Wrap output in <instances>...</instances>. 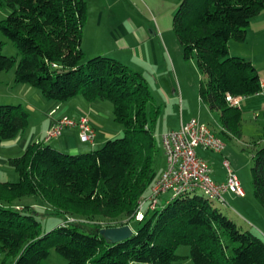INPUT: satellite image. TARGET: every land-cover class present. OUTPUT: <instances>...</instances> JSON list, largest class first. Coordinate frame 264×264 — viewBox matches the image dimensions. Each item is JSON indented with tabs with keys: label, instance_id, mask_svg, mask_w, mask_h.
I'll return each instance as SVG.
<instances>
[{
	"label": "trees",
	"instance_id": "16d2710c",
	"mask_svg": "<svg viewBox=\"0 0 264 264\" xmlns=\"http://www.w3.org/2000/svg\"><path fill=\"white\" fill-rule=\"evenodd\" d=\"M0 7L8 10L0 30L18 53L4 55L0 42V73L14 67V83L37 89L48 101L81 95L87 102H107L122 129L86 153L61 152L41 139L7 159L18 180L0 181V264H41L51 249L66 264H264V240L197 191L169 197L135 219L162 171L156 159L163 151L154 138L160 107L141 73L107 56L85 59V0H0ZM263 12L264 0H180L172 17L184 59H196L199 98L219 115V133L228 139L240 137L241 110L229 107L226 97L246 98L263 89L253 64L232 56L228 42L243 43L250 21ZM28 119L21 105L0 106V145L16 139ZM250 176L253 198L264 210V147L251 151ZM29 196L61 216L83 220L65 219L43 233L33 206L13 204ZM131 222L132 236L119 243L99 234ZM179 245L189 247L187 257L175 253Z\"/></svg>",
	"mask_w": 264,
	"mask_h": 264
},
{
	"label": "rangeland",
	"instance_id": "374dc122",
	"mask_svg": "<svg viewBox=\"0 0 264 264\" xmlns=\"http://www.w3.org/2000/svg\"><path fill=\"white\" fill-rule=\"evenodd\" d=\"M132 1L135 3L134 5L132 4ZM85 0L87 3V19L86 22L83 26V41L86 43L89 41L90 42V34L92 31L93 26L98 29V33L100 34V40L103 42V48H109L108 45L105 44V38L109 36L113 37H120L121 34V28L123 27V24L126 27V24H129L128 18H132L133 22L135 21V16H137L136 11L140 12L141 15L143 12L147 14V17L149 19V22L152 25H154L155 20H157V24L160 27L162 31V38L165 41V45L162 44V49L164 50V60L161 58L160 55H158V65L159 67L153 71L154 69L151 70H146L145 73H141L142 76L147 80L149 90L152 94V97L154 96V102L155 104L160 108L164 107V105H160L161 98L159 97L160 94H158L157 88H160V85L162 84L165 86L166 92H171V90L168 89L167 86H169L171 83H173L176 86V98L178 99L179 94H180V86L183 87L182 93L184 97L188 98L191 95H194L192 98V103L197 98L198 94V70L196 67V59L195 57L190 58L189 60L184 59L183 55V50L172 30V17L175 11L178 8L179 1L180 0ZM103 12V17L101 20L96 22V17L97 15ZM264 13V12H263ZM8 14V10L5 7H0V23L2 20L6 18ZM155 18V20H154ZM154 21V22H153ZM99 23V26H98ZM0 42L2 43V52L6 56H17V49L15 48L14 44L8 40L5 36H3L1 30H0ZM252 44V43H251ZM249 44V49L251 50L252 45ZM243 44H239L234 41H229L228 42V51L231 53L232 56H238V54H242L244 50L247 48H244ZM101 49L102 54H106V52H112L108 53L107 57L113 58L122 64L126 65L129 67L131 70L138 72L134 70L131 65L133 63H128V62H123L118 59L117 56H119V51H115V48H113V51ZM84 52V57L85 59L92 58V55L89 51H87L85 47ZM138 52V51H137ZM139 53V52H138ZM246 53H249L247 50ZM100 54V53H99ZM113 54V55H110ZM252 54H256V51H253ZM101 55V54H100ZM98 56V55H95ZM103 56V55H101ZM106 56V55H105ZM94 57V56H93ZM242 58V56H241ZM135 65V64H134ZM14 67L10 71L3 72V75H5V79H2V83H0V94L2 97L5 96L6 98L8 97L7 92L9 89V92L11 95L14 93H17L18 88L15 89L14 85H8L7 80L10 76L14 75ZM140 73V72H139ZM194 89L195 93H190L188 91ZM34 91L39 95V97L45 101V102H52L48 101L45 98H43L42 94L34 88ZM160 92V91H159ZM28 100L30 104L34 108H42L43 105L42 103L37 99L32 96L28 97ZM245 101H250V99H247ZM6 104H11L13 106L15 105H21L23 108V103H21L19 100L14 99L10 101H2L0 103V106L6 105ZM109 105V104H107ZM243 105L239 104V108ZM110 106V105H109ZM261 106V105H260ZM112 107V106H111ZM253 104H249L247 102V107L244 109H241V120L239 123L238 130L240 132V137H230L229 139L222 136L219 133V130L216 129L215 123L211 120V118L208 117V114L203 111L202 115V121L207 123L208 126L211 128V130L215 131L216 135L220 137L222 140L225 148L223 150L222 155L213 154L210 152H202L201 149H198L200 153L197 151L198 155L201 156V154H209L210 157L213 160L208 161L209 166L211 169V178H213V171H215L217 168L220 169L223 172V167L221 165L222 160L224 157L228 159V161L231 164L232 169L236 173L237 177L239 178L241 188L242 190H247L249 193L252 195V188H251V176H250V166H251V151L253 148H261L264 147V117L262 116L263 109H253ZM25 109V108H24ZM196 110V107H195ZM51 110L46 112L44 115L47 114V116L51 115ZM55 112L56 109L54 110ZM112 112V108H111ZM160 116L158 117V120L155 124L154 127V138H155V144L157 148H159L162 151L161 147V135L158 133V127H166L171 125V117L173 116L171 112V116L169 117L167 114L168 112H165L164 109H160ZM32 115L34 114L33 112L31 113ZM29 114V116L31 115ZM197 114L194 115H187L188 120L191 119V117L196 116ZM217 120H218V115L213 114ZM31 119V116H30ZM29 119V120H30ZM112 119V118H111ZM36 125H40L43 122V118H41V115H36L34 119H31ZM31 121V124H32ZM160 131V130H159ZM106 142V141H105ZM96 144L91 150L99 149L103 146V144ZM87 144V143H85ZM90 151L89 148H87L85 151L82 153H86ZM164 156L163 153L161 152V156L156 159V168L158 172L161 170L163 171L164 169ZM218 162L219 167H217L216 162ZM237 166V168L235 167ZM161 171V172H162ZM1 179V177H0ZM18 180V175L16 179L10 182H16ZM1 181V180H0ZM5 181V180H4ZM8 181V180H6ZM243 190V191H244ZM149 192L147 193L146 197H148ZM167 197H170V194H167ZM212 203L215 206H218L222 209L223 213H225L230 219H232L238 226H241L243 229L247 230H252L259 234L261 237L262 234L256 230L255 225H258L261 223V226L264 230V217H262V214L260 213L259 216V221L257 220L256 215H254V212L252 211H243L242 209L240 210L241 216L244 218H241L236 215L234 212V209H230L227 207L226 209L224 208L223 205H221L217 200H211ZM255 201V199H254ZM16 207L20 208L22 205H31L35 208V211L37 215H35L36 219L39 220L41 223V228L42 232H48L51 229L59 226L62 224L65 219H75V220H83L81 218H75V217H67V216H61L57 212L51 211L48 206L42 202V200L38 197L35 196H29L21 199V201H18L17 203H13ZM56 213L55 215L52 214ZM263 212V211H262ZM244 213V214H243ZM254 216V217H253ZM115 221V220H113ZM248 221L253 225V227H250ZM130 228L135 229L136 228V223L131 222L128 225ZM259 228H261L259 226ZM261 232V231H260ZM189 247L185 245H179L175 249V253L178 256L182 257H187L189 255ZM49 256L46 260L42 261L41 264H66L64 258L56 253L54 249H51L49 252ZM187 261V262H186ZM5 264H11V262L7 261ZM133 264H145V263H133ZM182 264H193L190 259H185Z\"/></svg>",
	"mask_w": 264,
	"mask_h": 264
},
{
	"label": "crops",
	"instance_id": "0c3cea01",
	"mask_svg": "<svg viewBox=\"0 0 264 264\" xmlns=\"http://www.w3.org/2000/svg\"><path fill=\"white\" fill-rule=\"evenodd\" d=\"M134 4L135 3L132 1L131 5ZM136 13L137 16H135L134 22L132 18H128L127 20L130 21L129 24L127 23L126 27L123 24V27L120 29L121 30L120 37L117 38V37L109 36L105 38V44L108 45L109 48L107 49L103 48V42L100 40L101 39L100 34L98 33L99 31L94 25L90 34V42L88 41L86 43V41L84 42L82 40V49L85 51V47H86L87 51H89L93 57L95 55H100V54L103 56L105 55L107 56L108 53H112V52H106V54L105 53L102 54L101 52L102 48L109 51H113V48H115V51H119V56H117L118 59L123 62L125 61L128 63H133L131 67L134 70L140 73H145L147 69L148 70L154 69L153 71H155L159 67L158 55H160L163 61H165L163 55L165 53L164 50L162 49V44L165 45V41L162 38V31L158 26L157 20H155V18H154L155 23L154 25H152V21L150 24L147 14L145 12H143L142 15L138 11H136ZM103 15H104L103 12H100L96 17V22L100 20V24H101ZM239 44L241 45L243 44V46H245L244 48L247 49L244 50L242 54H238V55L240 57L242 56V58L253 64V66L255 67L258 73L260 83L263 88L261 93L248 96L242 99L240 104L243 103V105L240 108L241 109L246 108L247 102H249V104L251 105L253 104L254 106L253 109L261 108L262 110L264 108V13H261L260 15L253 18L250 21V24L246 32V40L243 43H239ZM249 44L252 45L251 50L248 47ZM247 50L249 51V53H246ZM253 51H256V54H252ZM5 78H6L5 75H3V73H0V80ZM199 80H200V75L198 73V83ZM2 81H0V83H2ZM7 83L8 85L13 84L15 89L18 88V91L17 93L11 95L8 89L7 98H6V94L4 97H2V95L0 94V103L2 101L13 100V98L17 99L21 103H23L25 110L28 111L29 114H31L32 112L34 113L33 115L32 114L30 115L31 119H34L36 115H41V118H43V122L40 125L39 124L36 125L30 119L29 116L30 120L28 119V124L26 128L18 135V137L12 141H7L0 145V177H1L0 180L1 181L4 180L13 181L14 179H16L17 173L15 172L14 169H12L8 165L7 159L20 156L21 154H23V152L31 143L43 139L47 129L51 124L52 119L54 118L67 116L68 118L74 121H78L80 118L86 117L89 121L90 126L95 131L94 142L91 145V144L82 143L80 141L79 130L77 128L63 129L61 135L53 139L49 144L53 148L65 153L79 154L85 151L87 148L91 150L96 144L99 145L109 139L119 137L122 134L121 127L113 121V116L111 112L112 105L107 102H87L84 99V97H82L81 95H77L65 102H53V101L45 102L39 97L36 91H34V88L28 85L15 84L14 75L8 78ZM178 85L180 88V94L178 99L176 98V86L173 83L167 86L168 89L171 90V92L169 93L166 92L165 86H163L162 84L160 85V88H157L158 94H160L159 97L161 98L160 105H164V107L160 109L165 108V112H168L167 115L169 117L171 116V112L173 114V116L171 117V125L166 127L162 126L161 128L158 127V133L162 135L167 131L179 129L182 124H185L189 121L187 115L197 114L196 116L191 117V119L196 118L201 123L208 125L207 123L202 121L203 111L208 114V117L211 118V120L216 124L215 125L216 129L220 131L221 124L219 120V115L217 114L218 120L215 117H213L214 113L210 112L208 108L201 102L199 98V94H197L196 100L194 101V103H192V98L194 95H191L188 98L184 97L182 93L183 87L180 86L179 83ZM198 90H199V85H198ZM188 92L192 94L195 93L193 88ZM29 96L37 98L42 103L43 107L34 108L28 100ZM247 99H250V101H245ZM107 104H109L110 106ZM55 109L57 112L54 111ZM49 110H51L50 111L51 115L49 116H47V114L44 115ZM201 151L204 152L203 150ZM198 152L200 153V151ZM201 157H203L207 161L210 160L214 161V159H212L209 154L203 153L201 154ZM216 164H217L216 166L219 167L218 162H216ZM164 166H165V161H164ZM235 167L237 168V166ZM213 174L214 175L212 180H214L215 182L222 183L225 181L224 169L222 172L220 169L217 168L215 171H213ZM243 192H244V197H236L233 194L226 193L224 195L226 201V205L224 206V208L226 209L227 207H229L230 209L231 208L234 209L236 215L241 218H243L242 217L243 215L241 216V214L239 213L241 209L245 211V213L246 211H252L254 212V215H256L257 220L259 221L258 215H260L261 213L262 217H264V210L256 201H254V199H252L251 193H249L247 190H244ZM168 198L169 197H167V195L162 196L161 205H163L165 200H167ZM246 222L248 223V225H250V227H253L251 223H249L248 221ZM259 226L261 228H259ZM253 228H255L256 230L260 229L258 230V232L261 233L263 237H261L259 234H257L252 230L250 231L260 236L264 240V230L261 226V223L255 225V227Z\"/></svg>",
	"mask_w": 264,
	"mask_h": 264
},
{
	"label": "built area",
	"instance_id": "2783aa9c",
	"mask_svg": "<svg viewBox=\"0 0 264 264\" xmlns=\"http://www.w3.org/2000/svg\"><path fill=\"white\" fill-rule=\"evenodd\" d=\"M244 97H226L229 107H238ZM65 128H77L82 143L93 144L95 131L86 117L74 121L67 116L54 118L43 138L50 142L59 137ZM161 147L165 159L164 170L155 178L149 188V196L143 199L135 216L137 221L143 219L145 209L154 211L159 208L162 196L169 193L171 199L188 192H199L210 200H217L225 206V194L244 197L239 178L227 158H223L222 167L225 171V181L215 182L211 178V169L206 159L199 156L198 149L213 154L222 155L225 148L222 140L198 119L192 118L182 124L179 129L167 131L161 135ZM67 222H77L68 219Z\"/></svg>",
	"mask_w": 264,
	"mask_h": 264
},
{
	"label": "water",
	"instance_id": "95a60500",
	"mask_svg": "<svg viewBox=\"0 0 264 264\" xmlns=\"http://www.w3.org/2000/svg\"><path fill=\"white\" fill-rule=\"evenodd\" d=\"M99 234L109 243L116 244L130 238L133 231L128 225H124L101 229Z\"/></svg>",
	"mask_w": 264,
	"mask_h": 264
}]
</instances>
